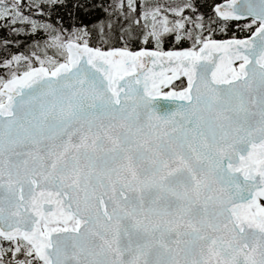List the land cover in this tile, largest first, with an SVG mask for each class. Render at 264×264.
<instances>
[{
    "label": "snow or ice",
    "instance_id": "obj_1",
    "mask_svg": "<svg viewBox=\"0 0 264 264\" xmlns=\"http://www.w3.org/2000/svg\"><path fill=\"white\" fill-rule=\"evenodd\" d=\"M21 3L0 21L48 39L0 63V264H264V0L214 5L249 32L223 41L157 7L139 50Z\"/></svg>",
    "mask_w": 264,
    "mask_h": 264
},
{
    "label": "trees",
    "instance_id": "obj_2",
    "mask_svg": "<svg viewBox=\"0 0 264 264\" xmlns=\"http://www.w3.org/2000/svg\"><path fill=\"white\" fill-rule=\"evenodd\" d=\"M223 1L225 0H192L197 11L186 10L185 15L197 22L198 17L203 16L206 25L204 34H210V27L214 29L211 35L215 39L247 37L249 32L243 28L245 22H229V27L220 32L223 24L214 12V5ZM184 2L185 0H132L129 4V0H59L57 3H51L50 0H22L20 7L30 19L63 29L65 35L87 31L90 45L104 48L127 45L133 50H139L153 47L142 43V34L148 31L143 27L146 23L144 13L159 7L162 15H168L172 21L179 17L168 10L169 6L182 5ZM137 20L140 21L139 24L136 23ZM188 27L192 28L193 25L189 24ZM13 28H20L22 31L17 33ZM47 39L48 35L43 29L32 33L30 25L13 26L7 21H0V63L14 55L30 56L34 51L39 53ZM190 46V41L177 43L171 36L165 38V50H182ZM5 72V69L0 68V74ZM175 83L179 85L180 81Z\"/></svg>",
    "mask_w": 264,
    "mask_h": 264
},
{
    "label": "rangeland",
    "instance_id": "obj_3",
    "mask_svg": "<svg viewBox=\"0 0 264 264\" xmlns=\"http://www.w3.org/2000/svg\"><path fill=\"white\" fill-rule=\"evenodd\" d=\"M223 30H224V28L222 27V28L220 29V32H223ZM212 38H214V37L212 36Z\"/></svg>",
    "mask_w": 264,
    "mask_h": 264
},
{
    "label": "water",
    "instance_id": "obj_4",
    "mask_svg": "<svg viewBox=\"0 0 264 264\" xmlns=\"http://www.w3.org/2000/svg\"><path fill=\"white\" fill-rule=\"evenodd\" d=\"M224 2H225V1H224ZM222 3H223V2H222ZM243 39H244V38H243ZM162 103L165 104V105H167L168 102H163V101H162Z\"/></svg>",
    "mask_w": 264,
    "mask_h": 264
}]
</instances>
